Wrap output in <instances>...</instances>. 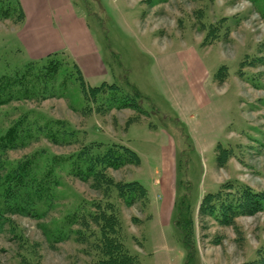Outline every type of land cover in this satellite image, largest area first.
<instances>
[{
	"label": "rangeland",
	"instance_id": "rangeland-1",
	"mask_svg": "<svg viewBox=\"0 0 264 264\" xmlns=\"http://www.w3.org/2000/svg\"><path fill=\"white\" fill-rule=\"evenodd\" d=\"M4 1L11 3L12 16L0 19V78L26 69L34 74L43 61L27 60L16 34L21 22L15 1ZM75 6L87 18L112 76L121 85L127 78L147 99L137 101L124 84L120 91L140 104L137 111L106 106L102 115L95 109L87 113L77 70L67 56L59 55L55 80L38 81L28 94L0 107V137L8 130L23 136L30 130L27 138L19 137L23 142L17 148L0 153V180L24 160L45 171L54 159L68 157L84 144L124 143L140 154L141 165L108 173L117 181L141 182L150 196L147 206L119 202L128 247L140 264H185L174 223L162 226L154 210L166 186L153 184L163 179L173 140L188 167L183 178L192 185L196 253L190 264H252L264 249V211L225 225L201 215L196 204L228 182L235 189L224 192L233 198L243 185L264 191V0H78ZM190 58L208 74L210 102L187 116L185 95L194 79ZM221 67L223 80L215 77ZM133 117L138 119L128 124ZM50 123L75 130L77 137L68 144V138L58 143L35 135L38 127ZM220 148L230 154L224 166L217 158ZM53 170L58 176L53 203L40 204L36 217H6L0 264H94L85 245L60 231L77 204L98 200L101 194L92 182L69 175V166ZM216 213L221 219L219 207Z\"/></svg>",
	"mask_w": 264,
	"mask_h": 264
},
{
	"label": "trees",
	"instance_id": "trees-1",
	"mask_svg": "<svg viewBox=\"0 0 264 264\" xmlns=\"http://www.w3.org/2000/svg\"><path fill=\"white\" fill-rule=\"evenodd\" d=\"M14 1L16 11H18L17 17L21 20L23 12L19 1ZM0 3H2L0 5V19H10L12 16L11 3L8 2V6L4 0H0ZM59 55L64 56L54 53L39 60L43 61V66L34 74L28 69L15 72L12 75L4 74L0 78V107L5 106L15 97H21L22 93L28 94L29 91L38 87L37 84L39 83L55 80L58 72L56 57ZM73 64L79 75L78 80L81 82L82 95L90 109L87 113H92L95 109L96 114L102 115L107 107V110L115 108L137 111L140 104L131 102L126 98L127 95L120 91V87H123L124 84L130 88L137 101L147 99L136 85L128 82L127 78L124 79L123 85L115 80L114 82L103 81L92 86L85 80L79 66L75 62ZM29 66L31 65L25 67ZM222 72L223 68L221 67L215 77L223 80L225 74L223 75ZM31 74L33 75L31 76ZM38 81L39 83H37ZM106 88L109 89V93H106ZM92 101L95 105L90 104ZM137 119L133 117L128 121V124ZM51 125H55V127ZM15 131L17 133L8 130L0 137V153L4 154L9 149L17 148L18 143L23 142L22 139H19L23 136L22 133ZM35 131V135L38 136L41 133L50 138L51 141L58 143H64L65 139L68 138L69 141L66 143L71 144L70 138L77 137L75 130L71 131L66 129L65 125L56 123L41 125ZM29 132L30 130L26 131L23 139L29 136ZM182 154L183 152L178 157L179 178L175 201L174 228L186 252L185 264H190L196 253L193 216L195 207L191 194L192 185L183 178L188 167L183 165ZM229 157L230 154L227 149H218L217 158L221 166H224ZM57 158L59 159L56 162L53 158L54 164H50L51 169L45 171L37 169L30 160L21 161L15 169L0 180V230L6 223V217L11 215L36 217L39 213L38 206L40 204L47 206L53 203L54 189L58 185L56 179L58 176L53 169L56 166L66 165L69 166V175L81 181L92 182L93 187L100 192L101 198L89 202L82 201L77 204L73 212L66 216L60 231L61 234L67 231L66 239L74 235L78 243L86 246L87 253L94 256V264H140L138 254L133 253L127 245V235L119 202L121 201L127 207H133L140 201L147 206V204L149 205L148 190L137 180L117 181L108 173L110 169H120L127 165L140 166V155L133 148L120 142H91L82 145L80 149L68 157ZM234 184L228 182L222 185L219 190L206 193L201 201L196 204V206L199 205L200 214H209L216 221H222L225 225H232L239 216H253L264 211V191L257 192L251 187L243 185L242 189L237 187V197L233 198L232 193L225 194L224 191L234 190ZM218 207L222 212L221 219L217 218L216 210ZM74 226H77L78 229L73 232ZM252 264H264V249L257 252V258L252 261Z\"/></svg>",
	"mask_w": 264,
	"mask_h": 264
},
{
	"label": "crops",
	"instance_id": "crops-1",
	"mask_svg": "<svg viewBox=\"0 0 264 264\" xmlns=\"http://www.w3.org/2000/svg\"><path fill=\"white\" fill-rule=\"evenodd\" d=\"M17 1H19L23 17L19 20L21 26L16 34L28 61L41 60L50 54L59 53L79 66L88 83L96 82L94 85H97L103 81L116 80L104 62L87 18L76 9L75 3H78V0ZM188 60L194 79L190 82L191 90L186 92L184 105L187 109H184L186 115L191 116L192 112L209 104L210 96L205 87L208 74L201 65H196L197 60L194 58ZM194 66L196 68L193 69ZM194 142L197 143L196 140ZM169 147L172 152H169L166 158L167 170L163 171L161 182L157 178L153 184L155 188L166 186L162 191L164 196H157L154 206L156 214L162 218V226L174 223L179 178L180 150L173 140H170Z\"/></svg>",
	"mask_w": 264,
	"mask_h": 264
}]
</instances>
